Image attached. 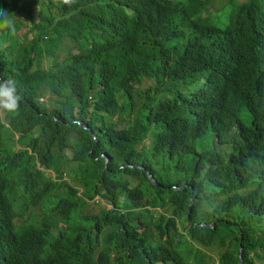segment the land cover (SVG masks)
Wrapping results in <instances>:
<instances>
[{
  "label": "trees",
  "instance_id": "16d2710c",
  "mask_svg": "<svg viewBox=\"0 0 264 264\" xmlns=\"http://www.w3.org/2000/svg\"><path fill=\"white\" fill-rule=\"evenodd\" d=\"M228 2L0 0V264H264V0Z\"/></svg>",
  "mask_w": 264,
  "mask_h": 264
},
{
  "label": "clouds",
  "instance_id": "9594fccd",
  "mask_svg": "<svg viewBox=\"0 0 264 264\" xmlns=\"http://www.w3.org/2000/svg\"><path fill=\"white\" fill-rule=\"evenodd\" d=\"M64 3H71V0H64ZM91 31H94L92 27L89 29V32ZM20 99L21 97L16 91L14 81L4 80L0 82V109L14 111L18 107Z\"/></svg>",
  "mask_w": 264,
  "mask_h": 264
},
{
  "label": "rangeland",
  "instance_id": "374dc122",
  "mask_svg": "<svg viewBox=\"0 0 264 264\" xmlns=\"http://www.w3.org/2000/svg\"><path fill=\"white\" fill-rule=\"evenodd\" d=\"M240 2H245V0H239ZM228 0H215V3H214V7L215 9L212 10L210 9L209 13H215V10L218 9V12H219V9H222V7L224 6L225 3H227ZM229 3V2H228ZM73 44L69 41V40H66V43H65V46H66V50H63L61 53L62 56H66L67 54V50L72 46ZM150 84V81H147V86ZM142 87V85H141ZM50 99V94L47 93L45 95V97H43L42 101L43 103H47V100ZM2 117H3V113H2ZM197 149L199 150L200 149V142H198L197 144ZM98 201H99V198H97L94 202L91 203V206L88 208V213L89 214H99L100 212V209L101 207H106V203H103L101 202L100 205H98ZM109 210H111V208L108 207ZM169 217L171 216V213H168L167 214ZM186 246L184 245V250H185ZM209 254V253H208ZM210 256L212 258H214L215 260H217V257H218V252L216 250L212 251V253H210ZM206 258L207 255H206Z\"/></svg>",
  "mask_w": 264,
  "mask_h": 264
},
{
  "label": "water",
  "instance_id": "95a60500",
  "mask_svg": "<svg viewBox=\"0 0 264 264\" xmlns=\"http://www.w3.org/2000/svg\"><path fill=\"white\" fill-rule=\"evenodd\" d=\"M0 79H1V77H0ZM84 128L86 130H88L90 132V134L94 137V139L96 140V142H98V139H97L94 131L88 125H85ZM132 168H142V167L141 166H132ZM148 176H149L151 182L155 186H157L158 189H160L161 185L157 182V180L155 179V177L151 173H148ZM184 189H185V187H178L177 190H184ZM191 208H192V202H190V205H189V208H188V212L191 211ZM201 227H203V228L207 227V228H211L212 229V228H214V225H211V226L201 225ZM239 261H240V264H243V251L242 250L240 251Z\"/></svg>",
  "mask_w": 264,
  "mask_h": 264
}]
</instances>
